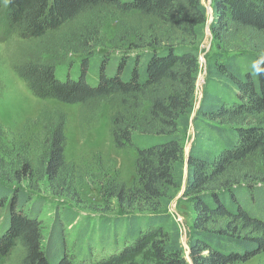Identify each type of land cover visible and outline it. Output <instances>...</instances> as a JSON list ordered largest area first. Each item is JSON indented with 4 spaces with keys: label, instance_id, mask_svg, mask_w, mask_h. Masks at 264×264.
I'll list each match as a JSON object with an SVG mask.
<instances>
[{
    "label": "trees",
    "instance_id": "16d2710c",
    "mask_svg": "<svg viewBox=\"0 0 264 264\" xmlns=\"http://www.w3.org/2000/svg\"><path fill=\"white\" fill-rule=\"evenodd\" d=\"M106 9L147 20L144 41L137 33L139 42L102 58L99 80L91 83L92 38ZM212 9L216 51L205 53V84L195 109L208 23L203 0H0V35L7 39L16 31L35 43L15 64L30 90L79 104L83 126L97 123L108 106L115 144L137 150V183L112 179L104 189L116 199L122 221L99 228L101 249L110 237L115 244L101 255L87 232L70 243L61 221L45 236L41 203L0 182V264L17 246L22 254L15 264H144L138 257L147 250L152 264H235L264 252V0H212ZM71 52L83 55L81 71L62 80L57 56ZM34 121L43 137L37 165L17 153L8 155V168L0 122V181L41 173L54 185L74 174L65 157L66 113L44 108ZM181 190L194 211L188 255L170 211Z\"/></svg>",
    "mask_w": 264,
    "mask_h": 264
},
{
    "label": "rangeland",
    "instance_id": "374dc122",
    "mask_svg": "<svg viewBox=\"0 0 264 264\" xmlns=\"http://www.w3.org/2000/svg\"><path fill=\"white\" fill-rule=\"evenodd\" d=\"M203 2L207 7V21L209 22L211 10H213L212 0H203ZM96 23L97 21L93 20L89 26L92 27ZM100 24L102 26L99 33L93 35L92 38L93 47L88 68V79L91 83H97L99 80L98 66L102 58L117 56L126 45L144 41L141 30L147 25V20H143L136 13H122L106 9L103 10ZM80 25L82 26V23ZM92 28L91 34H94L97 27ZM136 34L141 36L139 41H137ZM58 36L60 34L56 35L55 39ZM212 43L211 30L209 31L206 26L205 38L201 45L203 51L200 56L201 70L197 80L195 109L199 106L205 84L207 63L205 53L212 48ZM34 44L22 39L16 31L11 33L7 39L0 35V122L3 127L2 140L5 147L4 155H1L4 160L2 165L5 168L10 167L8 160L11 158L8 155L15 157L17 153L30 156L37 165L42 151L43 137L40 133V126H35L34 120L41 109L59 107L67 115L65 157L66 161L73 166L74 174L71 172V176L66 175L63 183L54 185L50 184L41 173L23 181L0 182L15 192L22 191L32 201L37 200L41 203L39 219L45 236L49 235L56 221L58 223L61 221L70 243L82 232H87V236L90 235L94 239L92 245L95 252L101 255L112 249L115 244L110 237L108 240L111 242L101 249L99 228L104 222L112 224L115 221H122L118 216L122 211L116 199H109L104 189L108 181L112 179L124 182L127 186L137 183L135 164L137 150L132 147H118L115 144L110 133L111 112L108 106L101 111L97 123L83 126L80 120L79 104L64 103L55 98H43L30 90L27 83L16 72L15 64L19 54L32 49ZM215 51L216 48L213 47L209 52L212 54ZM82 57L83 55L72 52L58 55V60H56L58 78L65 80L68 75L77 78L81 71ZM194 134V125H191L186 139V151L190 148ZM13 161L15 160L12 159V163ZM182 191H178L172 199L170 211L181 228L182 243L187 253V231L192 225L194 211ZM32 201H29L26 207ZM68 217L72 220L63 223V219ZM122 223L126 224L124 220ZM21 254L22 248L17 246L6 264H15ZM138 258L144 264H152V253L148 250ZM235 264H264V252L248 261Z\"/></svg>",
    "mask_w": 264,
    "mask_h": 264
},
{
    "label": "water",
    "instance_id": "95a60500",
    "mask_svg": "<svg viewBox=\"0 0 264 264\" xmlns=\"http://www.w3.org/2000/svg\"><path fill=\"white\" fill-rule=\"evenodd\" d=\"M212 17H213V14H212V10H211L210 21H211ZM210 21L208 22V25H207L209 31H210ZM187 154H188V150H187ZM187 255H188V251H187Z\"/></svg>",
    "mask_w": 264,
    "mask_h": 264
}]
</instances>
